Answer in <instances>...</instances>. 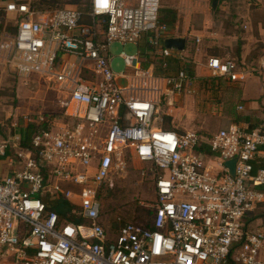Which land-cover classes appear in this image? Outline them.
Instances as JSON below:
<instances>
[{
	"label": "built area",
	"instance_id": "2783aa9c",
	"mask_svg": "<svg viewBox=\"0 0 264 264\" xmlns=\"http://www.w3.org/2000/svg\"><path fill=\"white\" fill-rule=\"evenodd\" d=\"M81 1L85 20L75 8L0 3V64L21 78L37 75L58 94L56 116L26 119L35 127L30 148H19L20 131L0 140L5 264H264V230L244 226L246 215L264 211V190H256L264 169L252 175L264 154V121L208 137L163 129L160 102L188 91L193 77L182 52L163 47L161 0ZM142 41L181 68L172 73L163 63L158 74L140 52H121L124 70L114 72L110 45ZM205 68L211 78L241 79L229 58L208 57ZM130 155L149 166L140 175L154 187L153 215L149 228L124 223L113 236L100 224V192ZM233 158L232 177L223 164ZM19 164L24 170H12ZM43 198L68 201L83 223L60 222Z\"/></svg>",
	"mask_w": 264,
	"mask_h": 264
},
{
	"label": "rangeland",
	"instance_id": "374dc122",
	"mask_svg": "<svg viewBox=\"0 0 264 264\" xmlns=\"http://www.w3.org/2000/svg\"><path fill=\"white\" fill-rule=\"evenodd\" d=\"M8 1L10 0H0V3L4 4ZM181 1L183 0H162L159 18L163 16L161 10L175 13L176 23L172 25L171 30L167 31V34H174L185 39V47L181 56L184 59V67L193 70V84L188 91L185 90L178 97L170 96L161 101L159 114L171 118V128L183 133L195 132L208 137L222 128H227L225 122L230 116H232V124L236 123L235 121L241 116L239 115L240 110L236 109L237 101L234 96L236 85L229 78H210L205 68L206 61L210 56L226 58V54H228L234 60L236 47L229 48L227 46L224 49L221 46H213V48L203 49L202 52L201 49L195 50V44H198L195 38L190 37V7L181 6ZM128 3L131 6H136L133 0H129ZM255 3L257 0H218L214 11L211 10V7L210 10H207L213 17L210 31L218 32L224 36L242 35L245 31L242 26L248 20L247 15L252 14L254 17L256 15L257 6ZM208 6H211L210 0H208ZM62 8L74 9L73 6H62ZM173 28L176 30L175 33ZM2 38L4 36L0 34V39ZM206 39L212 41L211 37ZM214 48L221 50L223 56L215 54ZM226 50L230 52L226 53ZM139 51V48L132 44L113 43L109 47L111 69L114 72L124 70L123 61L119 57L121 52L135 55ZM150 59L149 55L146 59L144 58L145 61ZM118 85L126 87V80L120 79ZM57 97L58 94L48 90L37 79V75L32 74L29 78H21L14 71L0 64V140L8 139L24 129L27 125L26 119L34 118L39 114L56 116L57 108L54 103ZM258 159H264V155L258 156ZM210 160V158H205L204 162L208 161L211 172L216 174L218 171L213 168V163ZM24 167L25 164H19L12 170L20 172L24 170ZM148 167L135 159L133 155L129 156L127 168L115 173L113 187L100 192L102 211L105 215H120L123 220L130 221L129 216L135 213L137 216L135 222L144 223V220L152 213L155 203L154 187L149 177L142 178L140 175L141 170L148 171ZM261 214H264L261 209L252 213L253 216ZM254 221L248 226V232L263 231L264 222L262 220ZM5 250L6 248L0 249V264L11 261L9 257L3 258L2 254Z\"/></svg>",
	"mask_w": 264,
	"mask_h": 264
},
{
	"label": "crops",
	"instance_id": "0c3cea01",
	"mask_svg": "<svg viewBox=\"0 0 264 264\" xmlns=\"http://www.w3.org/2000/svg\"><path fill=\"white\" fill-rule=\"evenodd\" d=\"M180 5L190 7V37L195 38L198 44H195V50L201 49L200 51L202 52L203 49L213 48V46H221L224 49L227 46L229 48L236 47L234 61L238 67L237 73H240L241 79L232 83L236 85L234 87V96L237 101L236 109L238 110L239 106L242 107L241 113H239L241 116L238 118L244 120L232 124V116H230L226 119L225 124L226 127L237 125L246 131L250 128H256L264 121V66L262 67L264 64V0H257V3H255L257 6L255 17L252 14L247 15L248 20L242 26L245 31L242 35L237 36L233 34L224 36L223 34H218V32L210 31L213 17L207 11L211 7L208 6V0H183ZM161 12L164 19L169 16V13L175 16L172 11L161 10ZM162 17L160 18L162 19ZM171 27L168 26V30H171ZM175 31L174 29V33ZM165 37L176 38L179 36L166 33ZM208 37H211L212 41H208L206 39ZM238 43L240 44L239 49ZM229 52L226 50V53ZM216 53L221 55L222 51L217 50ZM219 58L221 57L219 56ZM226 58L231 59L228 54H226ZM260 155L263 156L264 154Z\"/></svg>",
	"mask_w": 264,
	"mask_h": 264
},
{
	"label": "trees",
	"instance_id": "16d2710c",
	"mask_svg": "<svg viewBox=\"0 0 264 264\" xmlns=\"http://www.w3.org/2000/svg\"><path fill=\"white\" fill-rule=\"evenodd\" d=\"M24 2L29 3V5L34 9H52V8L62 7V6H67V5L73 6L75 9L82 12L84 20L86 19V14L88 12L87 6H85L81 0H19L15 3H24ZM174 21H175V16H173L172 13H169V16L166 19H164V17H162V19L160 18V22L162 24H165L167 27L172 26ZM239 48H240V44L238 43V49ZM139 50H140L139 52L141 55V61H142L143 66L147 67L149 65H153L156 73L158 74H160L161 72V65L163 63H166L169 65L168 70L172 73L175 72L177 69L181 68V65L178 60L173 59V58L163 57L162 55L159 54L156 48H153L147 45L145 41L141 42V45L139 46ZM215 50L216 49L214 48L215 54H218L216 53L217 50L216 51ZM148 55L151 59L149 61H145L144 58L146 59ZM214 57H218V56H214ZM188 72L190 73L192 77H194L193 70L189 68ZM212 79H217V78H212ZM240 120H244V119L238 118L235 122L238 123ZM170 121H171V118L166 115L162 123L163 129L174 130L176 132L181 133V131L171 128ZM249 130H252V129L250 128ZM34 133H35V127L33 125H27L26 127H24V129H21L19 148L21 149L30 148L31 139ZM201 151L205 152L206 154H209V151H207L206 149H201ZM259 169H264V159H257L256 161L253 162L252 175H255ZM256 190H259V191L264 190V187L257 186ZM43 202L46 205L47 211H53L57 214L58 220L60 222H71L75 224L83 223V220L79 216H77L76 212L74 213V207L68 201L64 200L63 198L54 199L52 201H48L47 198H43ZM152 215H153V211L144 220V223L141 224V223L135 222L137 219V216L135 215V213H132L129 216L130 221H125L120 217V215H115V214L105 215L102 211L100 224L107 231L109 235L114 236L116 231L124 223H132V224L142 226L144 228H149L150 219ZM118 218L120 219V221L117 220ZM254 220L256 221L262 220L264 222V214L253 216L251 213V214L246 215L244 219V226L246 227V229H248V226L252 222H255Z\"/></svg>",
	"mask_w": 264,
	"mask_h": 264
},
{
	"label": "water",
	"instance_id": "95a60500",
	"mask_svg": "<svg viewBox=\"0 0 264 264\" xmlns=\"http://www.w3.org/2000/svg\"><path fill=\"white\" fill-rule=\"evenodd\" d=\"M218 0H211V10H215L217 7ZM163 47L169 50L178 52L184 51L185 39L183 37H167L163 40ZM236 158L224 162V167L227 169L230 176H234Z\"/></svg>",
	"mask_w": 264,
	"mask_h": 264
},
{
	"label": "bare ground",
	"instance_id": "6f19581e",
	"mask_svg": "<svg viewBox=\"0 0 264 264\" xmlns=\"http://www.w3.org/2000/svg\"><path fill=\"white\" fill-rule=\"evenodd\" d=\"M159 112H160V108H158V109H157V112H156L157 119H159V117H160Z\"/></svg>",
	"mask_w": 264,
	"mask_h": 264
}]
</instances>
